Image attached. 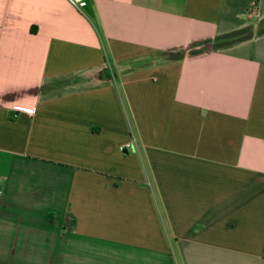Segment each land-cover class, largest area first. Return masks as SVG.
Masks as SVG:
<instances>
[{"label":"crops","instance_id":"obj_1","mask_svg":"<svg viewBox=\"0 0 264 264\" xmlns=\"http://www.w3.org/2000/svg\"><path fill=\"white\" fill-rule=\"evenodd\" d=\"M89 2L0 0V264H264V0Z\"/></svg>","mask_w":264,"mask_h":264},{"label":"trees","instance_id":"obj_2","mask_svg":"<svg viewBox=\"0 0 264 264\" xmlns=\"http://www.w3.org/2000/svg\"><path fill=\"white\" fill-rule=\"evenodd\" d=\"M245 36H246V31H242V32H239V33H235V34L226 36L223 39V42H225V44L234 43V42H237V41L241 40L242 38H245Z\"/></svg>","mask_w":264,"mask_h":264},{"label":"built area","instance_id":"obj_3","mask_svg":"<svg viewBox=\"0 0 264 264\" xmlns=\"http://www.w3.org/2000/svg\"><path fill=\"white\" fill-rule=\"evenodd\" d=\"M71 5H73L76 9H78L79 11H84V8L82 6V1L83 0H67ZM25 111L27 112H33L31 109H25ZM2 189L1 186V178H0V191Z\"/></svg>","mask_w":264,"mask_h":264},{"label":"water","instance_id":"obj_4","mask_svg":"<svg viewBox=\"0 0 264 264\" xmlns=\"http://www.w3.org/2000/svg\"><path fill=\"white\" fill-rule=\"evenodd\" d=\"M82 6L88 13H92V9H91V5H90L89 0H83Z\"/></svg>","mask_w":264,"mask_h":264}]
</instances>
